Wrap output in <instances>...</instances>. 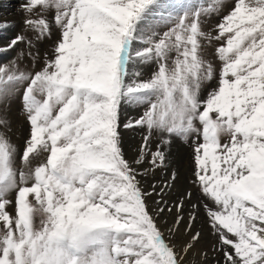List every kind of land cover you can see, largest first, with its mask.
Here are the masks:
<instances>
[{
	"label": "snow or ice",
	"instance_id": "snow-or-ice-1",
	"mask_svg": "<svg viewBox=\"0 0 264 264\" xmlns=\"http://www.w3.org/2000/svg\"><path fill=\"white\" fill-rule=\"evenodd\" d=\"M21 7L0 49L25 45L0 64V264H264V0Z\"/></svg>",
	"mask_w": 264,
	"mask_h": 264
},
{
	"label": "rangeland",
	"instance_id": "rangeland-1",
	"mask_svg": "<svg viewBox=\"0 0 264 264\" xmlns=\"http://www.w3.org/2000/svg\"><path fill=\"white\" fill-rule=\"evenodd\" d=\"M25 2V0H19L15 5V10L18 12V15L20 16L18 22L16 23V27L14 26L12 29H10V33L12 35H3L0 37V49H5L8 45L9 41L12 40L15 36L19 34H23L25 32L23 20L25 17V13L22 10L21 5ZM22 16V17H21ZM19 26V27H18ZM3 33V32H2ZM50 42H47L43 45H41V49H45L48 47ZM25 47L24 44H21L19 48H16L12 51H0V64H7L11 60H14L17 54ZM27 62L22 63V67L26 66ZM5 109H10V112L12 114L13 119V129L16 132L17 135L20 134L19 125H22L24 120L23 116L20 115L19 109L20 104L18 99L13 98L9 100L8 103L4 104L2 106ZM142 109L138 110L135 106H126L125 109V117L131 118L138 116ZM24 131L26 133V125L24 128ZM15 139V136L13 137ZM140 142V134L138 132H131L126 131L125 132V147L126 150L130 153L135 149L136 145ZM173 170H178L180 179L176 184V190L180 191L184 188L188 187L189 180L191 178V172H192V164H191V149L190 148H181L180 153L177 156V160L175 165L173 166ZM165 180V174L162 172H156L154 177H149V182H156V183H162Z\"/></svg>",
	"mask_w": 264,
	"mask_h": 264
},
{
	"label": "bare ground",
	"instance_id": "bare-ground-1",
	"mask_svg": "<svg viewBox=\"0 0 264 264\" xmlns=\"http://www.w3.org/2000/svg\"><path fill=\"white\" fill-rule=\"evenodd\" d=\"M18 1L19 0H0V24L7 23L8 25V27L0 29V37L3 35H12L10 29L14 26L16 27V23L20 18L18 12L15 10V5Z\"/></svg>",
	"mask_w": 264,
	"mask_h": 264
}]
</instances>
